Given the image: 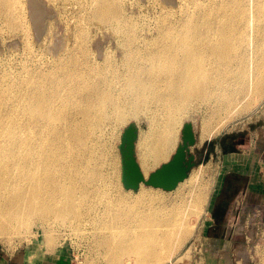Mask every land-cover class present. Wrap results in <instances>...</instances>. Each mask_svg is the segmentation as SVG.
Segmentation results:
<instances>
[{
    "label": "bare ground",
    "instance_id": "1",
    "mask_svg": "<svg viewBox=\"0 0 264 264\" xmlns=\"http://www.w3.org/2000/svg\"><path fill=\"white\" fill-rule=\"evenodd\" d=\"M72 2L81 8L75 43L50 53L56 24L71 32ZM179 2V16L162 5L161 27L149 37L127 0H0V34L23 45L21 60L0 57V237H28L38 221L50 244L55 228L81 236L89 225L108 264L172 261L207 204L203 170L172 196L143 183L127 194L107 183L95 138L112 123L144 116L137 157L148 179L170 160L183 116L198 105L211 109L203 140L213 119L251 93L252 101L264 95V0ZM48 9L55 19L45 24ZM95 27L117 40L121 57L99 44L93 50Z\"/></svg>",
    "mask_w": 264,
    "mask_h": 264
},
{
    "label": "rangeland",
    "instance_id": "2",
    "mask_svg": "<svg viewBox=\"0 0 264 264\" xmlns=\"http://www.w3.org/2000/svg\"><path fill=\"white\" fill-rule=\"evenodd\" d=\"M127 2L126 9L128 14L139 22L140 33H144L143 35L146 34L145 36L149 37L151 36L148 34L152 36L156 35L157 29L161 27V19L165 15V13L161 12L163 4L167 7H174V11L175 9L177 11V16L180 15V10H177V7L180 8L179 0L168 2L166 0H159L158 2L156 0H127ZM72 4L69 3L70 6L67 5L68 10L66 9L67 11L65 12L66 14L68 13L65 15L68 17L66 19L68 24L71 23L68 27L69 30L71 29L72 34L70 31L67 32L64 29L66 26L61 22L62 26L60 23L56 24L54 34L52 33L54 36L48 34L47 30L43 35L44 37L50 35L49 40L51 43L49 42V44L52 50L50 53L53 52V49L62 52L66 45H70L68 41L71 42V45L75 43L73 40L77 31L75 19L78 14L77 11L80 12L81 8L76 3L72 2ZM75 5L80 9L74 7ZM50 11L49 9L46 11L45 24L55 19V13L53 14ZM70 18L73 19L68 20ZM57 27L59 28L57 29ZM95 28H93L94 32L91 34L93 36L92 42L94 40L91 43V46L93 44V50L97 52L101 48L104 51L110 47V50L112 48L113 52L115 51L118 57H121V49H117L116 45L118 44L117 40L115 38L112 39L113 36L110 33L102 32L104 33L102 34L100 33L101 30L99 31ZM142 29L146 31L142 32ZM66 34L68 35L66 36ZM8 35L6 34L4 37L3 34H0V57L4 59L8 58L9 60L13 58L12 60L14 61L21 60L23 45H21L22 41L20 37ZM97 37L99 38L96 39ZM98 40L99 43L96 44ZM37 42L36 47L41 50V41L37 40ZM18 51L20 52L18 53ZM251 94L245 96V98L243 97L230 113L213 119V122L209 126L212 129L211 132H214L211 135L209 134L210 131H206L208 134L206 133V138L203 139L204 142L202 140L204 131L202 121L203 119L204 121L206 120V116L207 118L209 117L211 109L209 110L205 105H198L196 109H193L195 111L192 110L191 114L189 113L187 117L183 116V124L192 123L196 135V143L190 148L191 154L195 156L196 164L190 174L193 171L204 172L203 175L201 174V180H204L203 183L209 187V198L203 209V214H201L202 216L193 218L194 222L192 221V223L196 227L193 233L185 241H182L185 242L184 244L180 243V246L176 248L178 251L176 252L175 250L176 253L174 252L172 258L170 257L172 261L166 260L167 264H264V193L260 191L262 187L264 190V185L255 184L253 192L248 194L243 190L247 182L246 180H249L243 178H247V176L255 173L257 175L260 173L264 174V95L260 96L261 99L258 98L256 102L252 101L254 97ZM248 103H252L253 106L248 107ZM143 117L140 116L142 120L140 118H130L122 124L112 123L106 126L103 132L95 138L99 147L97 155H99L101 149L107 157V161L103 167L107 183L115 188L120 186L121 190L127 194L132 193L134 195L137 194V191L126 190L124 188L122 183V159L119 147L123 133L130 124L137 125L139 133L143 129L145 130V125L147 124ZM219 125L220 127H218ZM218 128L221 129L219 130ZM182 130L183 125L178 131L176 149L183 142ZM217 130L220 132H217ZM113 158L116 159L115 164L110 161ZM162 164L152 170V172L160 168ZM142 186L147 190L157 191L168 196H172L176 191L168 192L144 184ZM221 192H227V194L222 196L220 195ZM216 202L218 204L220 202L226 208L228 207V210L224 206L221 209L220 216L224 227L221 230L218 228L214 232L215 236L212 239L206 234V230L212 223V209L217 205ZM227 211L228 214H226ZM88 227V231L84 232V235L81 236L74 235L72 231L70 232L65 227L55 228L52 231L53 240L49 244L46 240V228L37 221L30 228V231L25 232L26 235L30 234L28 237L23 236L24 233L21 236L19 235L20 237L18 235L15 237L16 235H14V238H11V240L0 237V264H50V262L57 260L59 254H64L67 258V261L63 264H108L103 256V251L95 243L96 235L91 231V226L88 225Z\"/></svg>",
    "mask_w": 264,
    "mask_h": 264
},
{
    "label": "water",
    "instance_id": "3",
    "mask_svg": "<svg viewBox=\"0 0 264 264\" xmlns=\"http://www.w3.org/2000/svg\"><path fill=\"white\" fill-rule=\"evenodd\" d=\"M182 144L179 145L171 159L145 178L137 158V140L139 128L130 124L124 131L119 147L122 159V183L126 190L138 191L143 183L146 186L174 191L184 182L195 166V156L191 147L196 143L193 124L185 123L182 130Z\"/></svg>",
    "mask_w": 264,
    "mask_h": 264
},
{
    "label": "crops",
    "instance_id": "4",
    "mask_svg": "<svg viewBox=\"0 0 264 264\" xmlns=\"http://www.w3.org/2000/svg\"><path fill=\"white\" fill-rule=\"evenodd\" d=\"M247 175V174H246ZM246 177V176H244ZM250 177V178H248ZM243 178V177H242ZM243 179H249V180H246V185H245V188L243 189L244 192H246V194L250 193V192H253V189L255 188V184H260V185H264V174H259L257 175L256 173L255 174H251L249 176H247V178H243ZM241 180V179H240ZM260 191H262L264 193V190H263V187L260 188ZM227 192H221L220 195H226ZM219 200H220V196H219ZM217 205H215V208L212 209V215H213V218H212V223L208 226L207 230H206V234H208V236H210V238H214L215 236V233L217 231L218 228H220V230L222 229V227H224V223L221 219V216H220V212H221V209L223 208L224 205L218 204V202H216ZM225 207V206H224ZM226 208V207H225ZM226 210H228V207L226 208ZM226 214H228V211L226 212ZM210 232V234H209ZM57 260H55L54 262H50V264H63L67 261V258L65 257L64 254H59L57 256Z\"/></svg>",
    "mask_w": 264,
    "mask_h": 264
}]
</instances>
